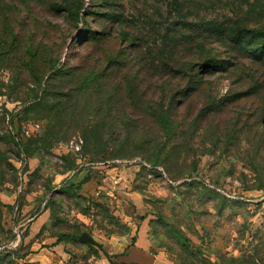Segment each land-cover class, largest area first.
I'll return each instance as SVG.
<instances>
[{
  "label": "rangeland",
  "instance_id": "obj_1",
  "mask_svg": "<svg viewBox=\"0 0 264 264\" xmlns=\"http://www.w3.org/2000/svg\"><path fill=\"white\" fill-rule=\"evenodd\" d=\"M244 30L264 0H0V264H264Z\"/></svg>",
  "mask_w": 264,
  "mask_h": 264
},
{
  "label": "trees",
  "instance_id": "obj_2",
  "mask_svg": "<svg viewBox=\"0 0 264 264\" xmlns=\"http://www.w3.org/2000/svg\"><path fill=\"white\" fill-rule=\"evenodd\" d=\"M244 31H246L245 33L247 34L246 36H248V37L257 38L259 36L264 40V31H258V30H244ZM215 64H216L215 61L214 60L212 61V59H211L207 65H208V67L213 69L216 66ZM156 108H158L160 111V112H158V115H160V117H159L160 123L162 125H165V124L169 125L171 123L170 117L174 113L175 108L171 104H169L167 106H164V104H162V105L158 104V106H156ZM163 151H164V149L162 148L160 150V153H158V154L155 153V155H153V156L157 157L158 161H159V158L163 154ZM154 162L157 163V160H155Z\"/></svg>",
  "mask_w": 264,
  "mask_h": 264
},
{
  "label": "crops",
  "instance_id": "obj_3",
  "mask_svg": "<svg viewBox=\"0 0 264 264\" xmlns=\"http://www.w3.org/2000/svg\"><path fill=\"white\" fill-rule=\"evenodd\" d=\"M126 243H128V239H126ZM143 244H142V240L140 239V240H137V242H136V244L134 245V244H132L131 243V248H130V250H132V251H138V252H144V248H143Z\"/></svg>",
  "mask_w": 264,
  "mask_h": 264
},
{
  "label": "water",
  "instance_id": "obj_4",
  "mask_svg": "<svg viewBox=\"0 0 264 264\" xmlns=\"http://www.w3.org/2000/svg\"><path fill=\"white\" fill-rule=\"evenodd\" d=\"M80 239L83 242H89L95 245H99V243L88 233H84Z\"/></svg>",
  "mask_w": 264,
  "mask_h": 264
}]
</instances>
